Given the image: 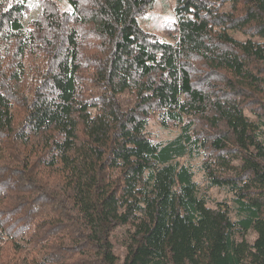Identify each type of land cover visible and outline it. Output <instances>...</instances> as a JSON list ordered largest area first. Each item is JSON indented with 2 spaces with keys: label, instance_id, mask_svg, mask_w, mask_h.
Returning a JSON list of instances; mask_svg holds the SVG:
<instances>
[{
  "label": "trees",
  "instance_id": "16d2710c",
  "mask_svg": "<svg viewBox=\"0 0 264 264\" xmlns=\"http://www.w3.org/2000/svg\"><path fill=\"white\" fill-rule=\"evenodd\" d=\"M62 1L0 0V264H264V0Z\"/></svg>",
  "mask_w": 264,
  "mask_h": 264
},
{
  "label": "rangeland",
  "instance_id": "374dc122",
  "mask_svg": "<svg viewBox=\"0 0 264 264\" xmlns=\"http://www.w3.org/2000/svg\"><path fill=\"white\" fill-rule=\"evenodd\" d=\"M59 1L63 9H69L68 5L62 0ZM178 0H155L152 9L142 18L139 19L140 26L148 33L158 35L162 40L170 42L171 40L165 34V25L176 22L175 7ZM30 6V15L25 21V25L39 18L41 14V7L39 0H28ZM229 35L236 40L246 41L248 37L244 36L239 32H230ZM259 41V40H256ZM120 101L124 108H130L134 104V96L130 93H125L120 97ZM246 116L258 123L254 116L246 112ZM147 132L152 141L157 143H166L175 139L180 134V128H164L158 115H154L147 126ZM189 166L194 173V181L197 183L199 188V195H204L208 200L209 207H228L230 209L235 208L233 204V195L227 193L224 190L217 188H210L205 179L204 174L201 172L200 167L202 165V158L190 157L180 160ZM233 218L236 219V211L233 212ZM123 237H127L125 229H118L116 236L114 237L115 248L118 254L123 258L125 256V250L123 247Z\"/></svg>",
  "mask_w": 264,
  "mask_h": 264
}]
</instances>
